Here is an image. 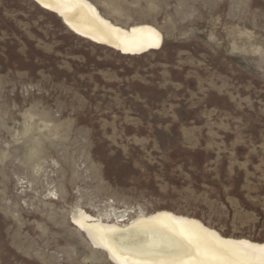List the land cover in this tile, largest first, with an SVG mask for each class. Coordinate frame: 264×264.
<instances>
[{
	"label": "rangeland",
	"instance_id": "obj_1",
	"mask_svg": "<svg viewBox=\"0 0 264 264\" xmlns=\"http://www.w3.org/2000/svg\"><path fill=\"white\" fill-rule=\"evenodd\" d=\"M127 55L0 0V264H114L72 223L172 210L264 241V0H92Z\"/></svg>",
	"mask_w": 264,
	"mask_h": 264
},
{
	"label": "bare ground",
	"instance_id": "obj_2",
	"mask_svg": "<svg viewBox=\"0 0 264 264\" xmlns=\"http://www.w3.org/2000/svg\"><path fill=\"white\" fill-rule=\"evenodd\" d=\"M57 14L75 34L122 54L160 49L163 32L151 23L124 26L92 0H34ZM72 223L114 264H264V241L223 235L203 220L160 209L91 215L82 209Z\"/></svg>",
	"mask_w": 264,
	"mask_h": 264
}]
</instances>
